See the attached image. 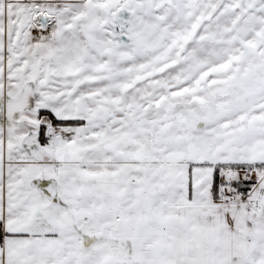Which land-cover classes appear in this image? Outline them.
Segmentation results:
<instances>
[{
  "label": "snow or ice",
  "instance_id": "1",
  "mask_svg": "<svg viewBox=\"0 0 264 264\" xmlns=\"http://www.w3.org/2000/svg\"><path fill=\"white\" fill-rule=\"evenodd\" d=\"M0 264H264V0H0Z\"/></svg>",
  "mask_w": 264,
  "mask_h": 264
}]
</instances>
